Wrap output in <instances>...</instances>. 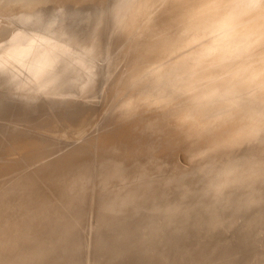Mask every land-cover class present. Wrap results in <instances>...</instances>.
Masks as SVG:
<instances>
[{
    "label": "rangeland",
    "instance_id": "obj_1",
    "mask_svg": "<svg viewBox=\"0 0 264 264\" xmlns=\"http://www.w3.org/2000/svg\"><path fill=\"white\" fill-rule=\"evenodd\" d=\"M19 1L9 2L14 4L12 13ZM98 1L61 0L60 26H56L63 28L60 38L74 37L77 47H86L89 32L99 24L93 36V42H98L95 40L93 45L91 61L75 64L67 50L53 53L49 48L36 57L34 65L24 63L18 70L10 69L14 61L19 62L16 56L24 45L21 35L10 36L9 32L22 28L16 26L17 19L16 25L0 27V40L13 43L9 52L2 53L9 58L0 61V72L7 70L0 86L6 80H24L28 88V94L20 87L13 89L16 98H5L12 108L0 111V185L20 191L23 187L17 184L21 181L37 182L38 188L41 185V189L52 191L43 197L45 200L38 198L37 204H53L59 207V213L64 208L62 212L68 210L72 215L70 209L78 206L68 209L66 201L79 199L81 206L75 202L80 208L75 227L82 243L74 253L79 255L78 264H264V71L251 75L264 66V32L251 34L264 24V0H191L192 8L188 0ZM122 4L124 8L129 5L128 9ZM195 4L199 8L192 10ZM182 10L192 13H187V19L191 18L184 22L176 18H184ZM126 13L137 18L130 14L127 18ZM167 13L177 16L170 19ZM50 17L53 18L46 13L42 21L48 23ZM247 25L236 36L226 38L235 28ZM239 37L244 42L241 47L235 45ZM204 54L206 62L201 61ZM215 56H221V61H212ZM82 66L86 69L81 72ZM86 78L90 86L84 91ZM47 79H52L53 84L40 88L39 94L37 82ZM73 88L78 92H72ZM111 88L113 93L108 92ZM25 95L30 96L28 104L18 102ZM88 120L92 121L90 125ZM20 131L32 133L30 139L35 143L10 137L12 132ZM92 151L104 154V160L98 159L100 154L98 158L96 154L92 156ZM37 170H43V174L36 175ZM97 175L100 179L95 178ZM203 179L210 185L206 186ZM90 182L96 189L89 186ZM249 215L254 223L248 227L259 230V239L258 234L250 233L255 234L252 240H257L258 248L248 237L252 230L245 226ZM13 216H6L10 223L18 219L13 220ZM48 216L51 214L42 217ZM57 220L64 226L70 222L59 214ZM240 232H248L247 237ZM29 234L28 240L25 238L27 246L34 242L32 238L35 240L34 234ZM221 234L225 237L220 238ZM226 234L229 241L224 239ZM230 235H235L233 245L229 243ZM236 235L250 238V244L243 239L250 246ZM23 244L6 245L9 258L3 264H14L13 260L32 264L39 253L23 257L18 254L28 248ZM224 246L235 247L236 252L239 246L246 249L230 256L231 248ZM15 251L18 255L13 257ZM2 253L0 259L4 258ZM74 255H55L45 264H67Z\"/></svg>",
    "mask_w": 264,
    "mask_h": 264
},
{
    "label": "bare ground",
    "instance_id": "obj_2",
    "mask_svg": "<svg viewBox=\"0 0 264 264\" xmlns=\"http://www.w3.org/2000/svg\"><path fill=\"white\" fill-rule=\"evenodd\" d=\"M10 1H12V0H0V13H1V15L3 16H1L0 17V27H10V26H13V25H16V23H14V19H17L18 20V23H17V25L16 26H21V28H22V31H11V32H9V35L10 36H17L18 34L19 35H21L22 37H21V39H20V42L24 45V47L18 52V56H16V59L17 60H19V62H13V65H11V67H10V69H12V68H15L16 70H18V69H20L21 67H23V65H24V63H26V64H29V65H34L35 63H36V57L39 55V54H41V53H43L44 51H46L47 49H49V48H53V50H51L53 53H58V52H60V51H62V50H67L68 52H69V54H71V57L73 58V62L76 64V63H81L82 61H91V59H93V45H94V43L97 41L96 39V41L94 40V42H93V36L95 37L97 34V29H96V33H95V28H97V26L99 25L97 22H95V23H97L98 25L96 26V24L94 25V29L91 31V32H89V39L87 40V44L85 45L86 47H84V46H81V45H79V47H77L76 45H78V43L76 44L75 42H74V40H76V39H74V37L73 38H71V39H69V36H65L64 38H62L63 39V41H64V43H61V41H62V39L59 37L61 34H63V33H61V30H63V28L62 27H56L57 25H59L60 26V15H61V0H59V1H57V0H20L19 2H20V5L16 8V11L14 12V13H12L13 11H12V7H14L13 5L15 4V2H17L18 0H13V5H10L9 4V2ZM76 1V0H75ZM91 1V0H90ZM98 1V0H97ZM125 1V0H124ZM128 0H126V2H127ZM137 1V0H136ZM193 1V0H192ZM197 1H202L203 3L206 1V0H197ZM197 1H194V3L195 2H197ZM5 2H8V6H5V7H3V4H5ZM139 2V1H138ZM137 2V3H138ZM186 2V1H185ZM188 2H189V6L192 8V5L193 4H191L192 2H191V0L189 1L188 0ZM94 3V2H93ZM100 2L98 1V4H99ZM122 3H123V0H122ZM135 3V2H134ZM202 3V4H203ZM101 4V3H100ZM130 4H131V2H130ZM197 5H198V3H196ZM195 4V6H193V7H195V8H193L192 10H194V9H198V8H196L197 7V5ZM200 4V3H199ZM126 5H128V4H126ZM134 6L136 5V4H133ZM139 5V4H138ZM188 5V4H187ZM186 5V7H189V6H187ZM92 6V5H91ZM99 5H97V7H98ZM119 6V5H118ZM121 7L123 6V4L122 5H120ZM133 6V7H134ZM198 6H200V5H198ZM202 6V5H201ZM100 7V6H99ZM127 7H129V5L127 6ZM126 6H125V8H127ZM136 7V9H137V7L138 6H135ZM135 7H134V10H135ZM182 7H183V5H182ZM182 7H180V9L179 10H181V8ZM119 8V7H118ZM122 8H124V7H122ZM124 8V9H125ZM132 8V7H131ZM129 9L130 11L132 10V9ZM191 8H190V11H192L191 10ZM202 8V7H201ZM98 9V8H97ZM97 9H96V11H97ZM102 9H104V8H101V10ZM128 9V8H127ZM183 9V8H182ZM187 9V8H186ZM185 9V7H184V10H186ZM100 10V11H101ZM115 10V9H114ZM118 10V9H117ZM123 10V9H122ZM128 10V11H129ZM178 10V11H179ZM202 10V9H201ZM95 11V12H96ZM100 11H99V13H100ZM133 11V10H132ZM136 11V10H135ZM186 11H189V10H186ZM186 11H183L182 10V13L183 12H185L186 13ZM101 12H103V11H101ZM114 12V11H113ZM118 12V11H117ZM122 12L123 11H121V14H122ZM181 12V11H180ZM8 13H10V15H8ZM46 13H48L49 14V16H53V18L52 17H50V19H49V21H48V23L47 22H45V21H42L43 20V17L45 16V14ZM98 13V12H97ZM98 13V14H99ZM176 13H177V9H176ZM181 13V14H182ZM185 13H183V15H184V18H185V16L187 15V13L185 14ZM121 14L119 15V17H121L122 18V16H121ZM127 14V18H128V15L130 14H128V13H126ZM134 14H135V12H134ZM171 14V13H170ZM175 14V13H174ZM180 14V13H179ZM180 14V15H181ZM189 14V13H188ZM192 13H190L189 15H191ZM113 15V14H112ZM118 15V14H117ZM131 15V14H130ZM133 15V14H132ZM131 15V16H132ZM167 15H168V13H167ZM167 15H165V16H167ZM172 16H173V13L171 14ZM177 15H178V13H177ZM176 15V16H177ZM16 16H18V17H16ZM133 16H136V15H133ZM170 15H168L167 17L168 18H173V17H169ZM175 16V17H176ZM98 17V16H97ZM114 17V16H113ZM119 17H117L118 19H119ZM99 18V17H98ZM101 18V17H100ZM120 18V19H121ZM126 18V19H127ZM136 18H137V16H136ZM166 18V17H165ZM176 18H179L180 20L182 19V22H184V20H188L189 18H191V17H189L188 19H187V16H186V18L184 19V18H182V15H181V17H179V16H177ZM117 19V20H118ZM96 20H97V18H96ZM116 20V19H115ZM114 20V21H115ZM116 20V21H117ZM122 20V19H121ZM134 20H136V19H134ZM167 20H169V19H167ZM180 20H178L179 21V23H177L178 25L180 24ZM58 21H59V24H58ZM103 21H104V19L102 20V23H103ZM111 21V20H110ZM126 21V20H125ZM122 22H123V20L121 21V23L120 24H122ZM185 22H187V21H185ZM111 23V22H110ZM125 23V22H124ZM130 23V22H129ZM135 23V22H134ZM172 23V22H171ZM257 23V22H256ZM112 24V23H111ZM115 24V23H114ZM133 24V23H132ZM176 23H175V25H177ZM253 24H255V23H253ZM108 25V24H107ZM135 25V24H134ZM172 25H173V23H172ZM175 25H173V26H175ZM177 25V26H178ZM251 25V24H250ZM18 26V27H19ZM104 26V25H103ZM112 26H114L113 24H112ZM249 25H247V26H244V27H238V28H235L233 31H231L229 34H227V36H226V38H228V37H231L232 35H237L238 34V32L239 31H241V30H245L247 27H248ZM109 27V26H108ZM111 27V26H110ZM115 27V26H114ZM130 27H132V26H130ZM111 28H113V27H111ZM111 28H108L109 30L111 29ZM128 28H129V26H128ZM130 29H133V28H130ZM109 30H108V32H109ZM99 31V30H98ZM106 31H107V27H106ZM113 31V33H114V29L112 30ZM123 31V30H122ZM127 31V30H126ZM125 31V32H126ZM116 32V31H115ZM264 32V24H262V25H259L257 28H256V30H254V31H251V34H252V36H258V34H260V33H263ZM96 35H95V34ZM113 33H111V34H113ZM129 33V32H128ZM99 35H100V32L98 33ZM108 34H110V33H108ZM125 34V33H124ZM245 34H247V33H245ZM23 35H25V36H23ZM59 35V36H58ZM105 35V34H104ZM101 36V35H100ZM108 36V35H107ZM115 36V35H114ZM243 36V35H242ZM42 37V38H41ZM99 37V36H98ZM102 37V36H101ZM111 37H113V36H111ZM39 38H41L40 40H39ZM98 39V38H97ZM101 39V41H102V38H100ZM110 39V38H109ZM109 39H106V40H109ZM241 37H239V38H237L236 39V42H235V45H237V46H239V47H241L242 45H243V43L244 42H242L241 41ZM100 41V42H101ZM259 40H257L256 42H255V44L258 42ZM77 42V41H76ZM98 42V41H97ZM0 43H2V45H0V55L2 56V58H0V61H2V60H6V59H8L9 58V55H2V53L3 52H9L8 50H11V44H13V43H9V42H7L6 40H0ZM103 43H104V41H103ZM112 43V42H111ZM102 44V43H101ZM100 44V45H101ZM106 44H107V41H106ZM106 44H102V45H106ZM98 45V44H97ZM100 45H98V46H100ZM109 45V44H108ZM230 46H232V44H229ZM110 46V45H109ZM101 47V46H100ZM106 47V46H105ZM97 49V48H96ZM102 49V48H101ZM101 49H99V50H101ZM109 50V49H108ZM111 50V49H110ZM169 52V51H168ZM52 53V54H53ZM103 52H101V54H102ZM111 53V52H110ZM100 54V55H101ZM114 54H116V53H114ZM119 54V53H118ZM110 55V54H109ZM166 56H167V54H165ZM79 56V57H78ZM117 57V59H118V55H116ZM120 56H122L121 55V53H120ZM103 57V56H102ZM104 57H106V56H104ZM123 57V56H122ZM122 57H120V58H122ZM162 57V59L165 57H163V56H161ZM205 54L204 55H202L201 56V61L202 62H206V60H205ZM99 58V57H98ZM111 58H113L112 56H111ZM179 58V57H178ZM177 58V59H178ZM97 59V58H96ZM110 59V58H109ZM126 59H127V57H126ZM167 59V58H166ZM69 60V59H68ZM67 60V61H68ZM108 60V59H107ZM111 60H113V61H111L112 62V64H115V63H113V62H115L114 61V58L113 59H111ZM119 60H121V59H118V61ZM123 60V59H122ZM169 60V59H168ZM106 61V60H105ZM125 61V60H124ZM174 61V60H173ZM212 61H216V62H219V61H221V56H215L214 57V60H212ZM12 62V61H11ZM109 62V61H108ZM126 62H127V60H126ZM169 62V61H168ZM168 62H167V64H168ZM106 63V62H105ZM110 63V62H109ZM117 63V62H116ZM121 63H124L125 64V62H121ZM170 63V62H169ZM74 64V65H75ZM99 64H101V63H99ZM104 64V63H103ZM117 64H119V63H117ZM116 64V65H117ZM124 64H123V66H124ZM83 65H85V64H83ZM111 65V64H110ZM168 66V65H167ZM167 66H165V67H163V69L164 68H166ZM178 66H179V64H178ZM78 67V66H77ZM114 67V66H113ZM116 67V66H115ZM119 67V66H118ZM122 67V66H121ZM180 67H181V65H180ZM81 68V67H80ZM84 68L86 69V66H82V69H80L81 70V72H82V70L84 71ZM179 68V67H178ZM109 69V68H108ZM111 69H112V66H111ZM120 70H121V68H119ZM162 69V70H163ZM110 70V69H109ZM78 71H79V68H78ZM118 71V70H117ZM116 70H115V72H117ZM261 71H264V66L263 67H260V68H257V69H255L253 72H252V76H255V75H257V74H259ZM80 72V73H81ZM113 72V71H112ZM114 73V72H113ZM74 74V73H73ZM109 75H110V73H109ZM109 75H108V77H109ZM74 76H76V75H74ZM111 76V75H110ZM7 77V70H4V71H2V72H0V80L1 79H4V78H6ZM78 77L80 78V76H79V74H78ZM75 78V77H74ZM91 78H93V77H91ZM113 77H111V79H112ZM110 79V78H109ZM88 79L86 78V83H84L83 84V89L82 90H87V89H89V80L87 81ZM79 82H80V80H78ZM85 81V80H84ZM107 81H108V78H107V80H106V84H107ZM112 80H110L109 82H111ZM83 82V81H82ZM116 82V81H115ZM114 82V84H112L113 86H116L115 83ZM53 84V80L51 79H47V80H41V81H39V82H37V84H38V86H37V91L39 92V94H40V91H39V89L40 88H45L47 85L49 86L50 84ZM117 83L118 84H120L119 83V81H117ZM77 84V83H76ZM111 85V84H110ZM110 85H108V87L110 86ZM111 85V86H112ZM110 86V87H111ZM120 86V85H119ZM5 87H6V89H5ZM17 87H20V88H22V89H25V91L23 92V93H27L28 94V88H26L25 87V81L24 80H16V81H12V80H6L5 81V83L4 84H2L1 86H0V111H2V110H7L8 108H12V103H9V102H7L6 101V99L5 98H16V93L13 91V89H16ZM104 87V86H103ZM102 87V88H103ZM109 87V88H110ZM106 88V86L104 87V89ZM114 88V87H113ZM117 89V88H116ZM123 89V88H122ZM122 89H120L121 90V92H123V90ZM70 90V89H69ZM72 90V92H73V90H74V88L73 89H71ZM107 90V89H106ZM112 90H114V89H112L111 88V91H109V89H108V92H112ZM74 91H76V90H74ZM117 91V90H116ZM78 92V90L75 92V93H77ZM108 92H107V94H108ZM118 92V91H117ZM115 93V96H116V94H118V93ZM103 93H104V91H103ZM113 93V92H112ZM120 93V92H119ZM78 95V94H77ZM114 95V94H113ZM28 96V95H27ZM71 96V95H70ZM73 96V95H72ZM76 96V95H75ZM86 96H88V95H86ZM100 96H103V95H100ZM115 96H113V97H115ZM28 97H30V96H28ZM28 97H26V95L25 96H22V97H20L21 99H19L18 98V102H23V103H26V104H28ZM80 97V96H79ZM97 97V96H96ZM109 97H111V96H109ZM4 98V99H3ZM44 98V97H43ZM42 98V99H43ZM73 98H74V96H73ZM95 98V97H94ZM103 98V97H102ZM41 99V98H40ZM52 99V98H51ZM70 99V98H69ZM91 99V98H90ZM96 99V98H95ZM100 99V98H99ZM3 100V101H2ZM54 100V99H53ZM53 100H51V102L53 101ZM80 101H81V99H79ZM108 100V99H107ZM26 101V102H25ZM40 101V100H39ZM45 101V100H44ZM55 101V100H54ZM73 101V100H72ZM58 102V101H57ZM69 102V101H68ZM103 102V101H102ZM102 102H101V104H102ZM107 102V101H106ZM109 102V101H108ZM40 103H41V101H40ZM46 103V102H45ZM91 103V102H90ZM89 103V104H90ZM93 103V102H92ZM105 103V102H104ZM65 104V103H64ZM64 104H62V107L64 106ZM73 104V103H72ZM79 104V103H78ZM81 105L83 104V102H81L80 103ZM79 104V105H80ZM88 104V105H89ZM100 104V103H99ZM100 104V105H101ZM21 105H23V104H21ZM57 105V104H56ZM60 105V104H59ZM59 105H57V106H59ZM78 105V106H79ZM91 105H93V104H91ZM44 106V105H43ZM46 106V105H45ZM53 106V105H52ZM65 106H66V104H65ZM64 106V107H65ZM95 107H96V105H94ZM93 106V107H94ZM99 106V105H98ZM25 107V106H24ZM66 107H69V106H66ZM88 107V106H87ZM101 107V106H100ZM49 108V107H48ZM81 108V107H80ZM84 108V107H83ZM89 108V107H88ZM41 109V108H40ZM50 109V108H49ZM54 109H56L55 107H54ZM62 109V108H61ZM82 109V108H81ZM85 109V108H84ZM95 109V108H94ZM97 109H99V111H100V108H98V107H96V111H98ZM44 110V109H43ZM60 110V109H59ZM95 111V112H96ZM101 111H102V109H101ZM34 113H35V111H34ZM33 113V114H34ZM52 113V112H51ZM96 114V113H95ZM94 116V115H93ZM98 116V115H97ZM95 118V117H94ZM97 118V117H96ZM98 118H99V116H98ZM90 120H93V117H92V119H90ZM99 120V122H100V119H98ZM89 121V120H88ZM88 121H87V123H88ZM94 121V120H93ZM35 122V121H34ZM90 122H92V121H89V124L88 125H90ZM98 122V121H97ZM97 122H96V124H97ZM93 123H95V121L93 122ZM99 125V124H98ZM99 130H101V129H99ZM13 133L14 132H12L11 133V135H10V137H13V138H15L17 141H22V142H24V143H28V142H32V143H35V140H31L30 138V136H31V134L32 133H24V131H20V132H16V133H14V135H13ZM100 135H102L101 133H100ZM70 136V135H69ZM102 137V136H101ZM38 142V141H37ZM66 145V144H65ZM91 145L92 146H94L92 143H91ZM91 145H89V146H91ZM71 146L72 145H70V146H68V147H70V150H72L71 149ZM93 148H95V147H93ZM64 149L66 150L67 148H65L64 147ZM69 149V148H68ZM68 149H67V151H68ZM88 150H89V148H88ZM93 150V149H92ZM71 152V151H70ZM93 152V151H92ZM95 152V151H94ZM94 152H93V154H92V156L93 155H95L96 154V157L98 156V154H100L101 156H103L101 153H99L98 152V154H97V151H96V153L94 154ZM100 155H99V158L98 159H102V158H104V156L103 157H100ZM20 156L21 155H19L18 156V158H20ZM106 156V155H105ZM108 156V155H107ZM95 157V158H96ZM7 158H8V155H7ZM109 159H107V160H109L110 161V157H108ZM95 160V159H93L94 161H101V160ZM105 159V160H106ZM104 159H102V161H103ZM106 160V161H107ZM21 161H22V163H24V164H27L25 161H24V158H21ZM105 161V162H106ZM109 161H107L108 162V164H109ZM106 162V163H107ZM107 165V164H106ZM94 170V169H93ZM105 170V169H104ZM95 171V170H94ZM98 170H97V168H96V174H98V172H97ZM61 172V171H60ZM64 173H65V170L63 171ZM62 172V173H63ZM92 173H94V172H92ZM104 173V172H103ZM102 173V174H103ZM41 174H43V170H37V172H36V175H41ZM101 174V175H102ZM214 174V173H213ZM92 175V174H91ZM99 175V174H98ZM97 175V177L95 176V178H99L100 179V177ZM210 176V175H209ZM215 176V175H214ZM210 177H212V176H210ZM1 178V177H0ZM68 178V177H67ZM89 178V177H88ZM94 178V179H95ZM207 178V177H206ZM11 180L12 179H15L14 177H11L10 178ZM46 179V178H45ZM208 179V178H207ZM206 179V181L208 182V180ZM2 180L4 181V179L2 178ZM44 180V179H43ZM1 181V180H0ZM45 181V180H44ZM43 181V182H44ZM93 181H95V180H93ZM202 181H204L205 182V180L203 179ZM88 182H89V180H88ZM95 182H99V181H95ZM210 182H213V180L212 181H210ZM214 182H216V181H214ZM2 183V182H1ZM17 183H19V181L18 182H16V184ZM46 183V182H45ZM45 183H43V185H44V188H46L45 187ZM91 183V182H90ZM206 183V182H205ZM93 184H95L94 182H93ZM97 184V183H96ZM210 185V183H206V186L207 185ZM18 186H22L23 187V189H21L20 191L19 190H14L13 188H11V186H7V187H5L4 188V183H3V187H2V185H0V187H2V188H0V251L1 252H3L2 253V255H3V259H0V264H3V262L4 261H6V260H8V258L9 257H7L6 256V253L8 252V251H5L8 247L6 246V245H9L10 244V247H12L11 245H14V244H16V246H18L17 244H23L22 242L25 240V238L28 236V234H29V232H33V233H31V235L30 236H32V234H34V239L35 240H33V238H32V244H30L29 242H31V239H30V236H29V241H28V245L30 244V246H27L26 245V241L28 240V237H27V240H25L24 241V244L26 245V247H28V248H26V249H22L21 247L24 245H21V247H20V252H18V254H21L23 257H27V256H31V255H35V254H37V253H39V255L34 259V260H32L31 261V263L32 264H45L50 258H52L53 256H59L60 254H62V253H64V254H70V255H74V253L77 251V248L79 247V244H81L82 242L78 239L79 238V235H80V232L78 231V229L75 227L76 225H77V223L79 222L78 221V219H79V216H80V213L78 212V210H80V208H78L79 207V205L81 204L80 203V201H78V200H74V202H72V203H68L66 200H67V198H62L61 197V199H64L65 201H66V203L68 204V209L71 207H77V208H75V209H70L72 212H73V214L71 215V214H69V212H68V210L66 211V212H62V211H64V208L62 209V211L59 213V207H57V209H58V211L55 209L56 207H53V204L51 205L50 203H48L47 205H38L37 203L40 201H38L37 199L38 198H42V200H45V199H43V197H46L47 198V196H45V195H48V193L49 192H52L51 190L49 191V188H48V190H45V189H41V185L39 186V188H38V184H37V182H27V183H24V184H22V181L19 183V184H17ZM86 185V184H85ZM211 185H212V183H211ZM214 185V184H213ZM89 186L90 187H92L93 185H92V183H91V185L89 184ZM88 186V191L87 192H89V187ZM95 186V185H94ZM93 186V187H94ZM55 186H53L52 188H54ZM98 187V186H97ZM209 187V186H208ZM212 186H210V189H215L214 187H212ZM217 187V186H216ZM56 188V187H55ZM95 189H96V186L94 187ZM47 189V188H46ZM51 189V188H50ZM87 189V188H86ZM94 189V190H95ZM54 190V189H53ZM92 190V189H91ZM93 190V191H94ZM67 191V190H66ZM66 191H62V193L65 195V196H67L65 193H66ZM95 192V191H94ZM55 193H57V191L55 192ZM54 193V194H55ZM61 193V194H62ZM54 194H52L51 193V195L53 196ZM58 195V193L56 194V196ZM49 196V195H48ZM52 196H50V198L52 197ZM56 196H54L55 198H57ZM53 197V198H54ZM59 197V196H58ZM10 199H11V201H10ZM13 199V200H12ZM52 199V198H51ZM51 199H47L48 200V202H50L49 200H51ZM92 199H94V197L92 198ZM208 199V198H207ZM41 200V201H42ZM46 200V201H47ZM54 200V199H53ZM53 200H51L52 201V203H55L56 202V200H54V202H53ZM46 201H44V202H46ZM75 202L76 203H78L79 202V205L77 204H75ZM90 203H91V201H90ZM92 203H93V201H92ZM55 204H57V202L55 203ZM55 204H54V206H55ZM51 205V206H50ZM57 205H59V204H57ZM81 206V205H80ZM6 209H9L8 211L6 210ZM88 209V208H87ZM238 210V209H237ZM5 211H7L8 212V215H10L11 216V214H12V216H13V214H15V213H17V215L15 214V216H13V218H10V217H8V218H10L11 220L13 219V220H15V218H17L18 217V219H16L15 221H11V223H10V220H7V217L6 216H8L7 214L5 215V213H7V212H5ZM88 211H90L89 209H88ZM210 211V210H209ZM239 211H240V213H241V211H242V209L241 208H239ZM238 211V212H239ZM87 212V211H86ZM212 212V211H211ZM45 213H50L51 214V217H46V218H44V217H42V216H44L45 215ZM88 213V212H87ZM239 213V214H240ZM59 214V216L61 217V219H64L65 217H66V220L68 219V220H70V222L68 221L67 222V226H64L63 225V222H59L58 220H57V215ZM69 215V216H68ZM20 216V217H19ZM72 216V217H71ZM238 216V215H237ZM239 216H241V215H239ZM42 217V218H41ZM71 217V218H70ZM219 217V216H218ZM244 217V216H243ZM248 217V216H247ZM246 217V218H247ZM19 218H20V221H21V223H19ZM232 218V217H231ZM240 218V217H239ZM238 218V219H239ZM248 218H250V219H247V221L249 222V220H250V224L247 222V221H245V222H247V223H245V226H246V229L247 230H251L252 228H249V227H252L253 226V221L251 222V217H250V215H249V217ZM252 219H254V218H252ZM240 220H242V218L240 219ZM240 220H238V222L240 221ZM244 220H246V219H244ZM243 220V221H244ZM7 221H9V223L10 224H7L8 222ZM255 221H256V219H255ZM38 223V225H37V227H36V225L35 224H33V223ZM91 222V221H90ZM234 223V222H233ZM240 224V223H239ZM247 224V225H246ZM234 225L235 224H231V226H233L234 227ZM248 225H249V227H248ZM250 225H252V226H250ZM35 226V227H34ZM239 227H240V225H238ZM85 227V226H84ZM84 227H83V230H85V231H88V230H86V229H84ZM34 228H36V229H34ZM82 228V227H81ZM86 228V227H85ZM231 228V227H230ZM249 228V229H248ZM228 229V228H227ZM231 229H233V228H231ZM231 229H230V231H231ZM254 229V228H253ZM252 229V230H253ZM244 230H245V227H244ZM247 230H245V231H247ZM251 230V232H249V234H248V232H247V234L249 235L248 237H251V240H252V238H254L255 236V234L252 236L251 234H253V233H256V235L258 234V237H257V239H259V230L257 231V232H255L254 230V232ZM239 231H243V230H239ZM239 231H237V233H235V232H233L234 234H239ZM1 233H2V235H1ZM87 233V232H86ZM89 233V232H88ZM243 233H245V232H243ZM242 232H240V235H242V236H244V237H247V234H243ZM251 233V234H250ZM92 234V233H91ZM229 234H231V233H229ZM57 235H59L61 238L60 239H57ZM89 235V234H88ZM228 234H226V236H227ZM240 235H236V237L238 236H240ZM246 235V236H245ZM85 236H86V234H85ZM221 236L223 237H225V235H220V238H221ZM231 236V235H230ZM235 236V235H234ZM234 236L232 237V239H230V242L229 243H231V240L233 241L234 239ZM242 236H240V238L242 237ZM237 237V238H238ZM90 238H91V236H90ZM92 238H93V236H92ZM236 238V239H237ZM224 239H228V236H227V238H224ZM223 239V240H224ZM239 239V238H238ZM242 239V240H241ZM240 240H241V242L243 241V239L246 241V242H248L249 244L251 243L250 241H249V239L250 238H247V240L245 239V238H241ZM256 239V238H255ZM90 240V239H89ZM219 241V240H218ZM224 241H226V240H224ZM227 241H229V239L227 240ZM253 242L252 243H254L256 246L255 247H257V245L258 244H256L255 242H257V240H252ZM223 242V241H222ZM234 242H235V240H234ZM234 242H232L231 244L233 245V243ZM239 242V241H238ZM238 242L236 241V243H235V246H237V245H239L238 244ZM246 242L244 243V241H243V243L245 244V246L247 245L246 244ZM259 242V241H258ZM228 243V242H227ZM227 243H225V244H227ZM237 244V245H236ZM241 244V243H240ZM248 244V245H249ZM24 245V246H25ZM220 245V244H219ZM227 245H229V244H227ZM242 245V244H241ZM247 245V246H248ZM252 245V244H251ZM4 246H6V247H4ZM91 245L89 244V247H90ZM243 246V245H242ZM244 246V247H245ZM250 246V245H249ZM253 246V245H252ZM224 247H226V248H231L230 246H224ZM233 247V246H232ZM258 247H259V245H258ZM257 247V248H258ZM225 248V249H226ZM228 248V249H229ZM240 248V249H239ZM16 249V248H15ZM231 249H233V250H231ZM230 249V256H233L234 255V252H236V250H234L235 249V247L234 248H231ZM237 249H239L240 251H244V249H246V248H241L240 246L237 248ZM250 249H252V247L250 248ZM253 249H254V246H253ZM252 249V250H253ZM256 249V248H255ZM7 250H9V248L7 249ZM26 250V251H25ZM237 251L236 253L238 254V253H240V251ZM232 251H233V253H232ZM9 253V252H8ZM17 253V251H15V255L13 254V257L14 256H16V255H18V254H16ZM231 254H233V255H231ZM237 254H236V256H237ZM239 255V254H238ZM6 256V257H5ZM79 255H77V257L74 255V257H73V260L70 262V263H67V264H78V262H79V257H78ZM235 256V257H236ZM12 257H10V259H11ZM16 259V258H15ZM13 260V259H12ZM14 261V264H17L16 262H15V260H13ZM58 264H61V263H58ZM225 264H226V262H225Z\"/></svg>",
    "mask_w": 264,
    "mask_h": 264
}]
</instances>
